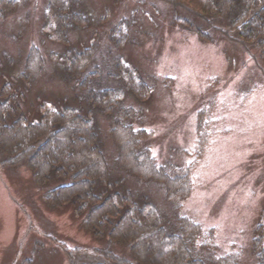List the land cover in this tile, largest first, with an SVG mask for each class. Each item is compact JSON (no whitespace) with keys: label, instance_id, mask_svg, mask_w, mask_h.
<instances>
[{"label":"rangeland","instance_id":"1","mask_svg":"<svg viewBox=\"0 0 264 264\" xmlns=\"http://www.w3.org/2000/svg\"><path fill=\"white\" fill-rule=\"evenodd\" d=\"M3 1L0 87L9 84L16 93L7 123L38 121L46 107L90 114L112 179L122 180L116 191L131 192L136 200L146 196L175 227L177 212L163 185L140 182L117 169L112 118L86 97L90 89L123 87L110 77L120 58L148 89L144 100L125 90L121 101L139 112L135 127L148 132L144 144L157 165L174 174L187 172L192 181L178 215L198 225L209 241L206 253L215 252V259L258 264L253 242L264 228V48L243 41L227 27L225 17L215 20L218 29H205L181 2L172 6L160 0H72L88 20L67 32L65 45L46 18L48 0ZM120 21L126 26L122 32L116 28ZM68 48H92L90 70L98 67L100 73L86 89L63 73ZM31 53L40 56L42 73L26 83L21 73ZM201 129L207 134L203 151ZM66 182L51 180L40 187L25 164H0V264L102 260L92 251L105 247L107 239L85 228L73 204L53 208L47 203V193ZM112 250L121 253L124 248L116 244Z\"/></svg>","mask_w":264,"mask_h":264},{"label":"trees","instance_id":"2","mask_svg":"<svg viewBox=\"0 0 264 264\" xmlns=\"http://www.w3.org/2000/svg\"><path fill=\"white\" fill-rule=\"evenodd\" d=\"M160 1L172 6L176 1L181 2L189 12L201 18L205 29H218L215 20L225 17L227 27L243 37V41L255 42L264 48V0ZM4 3L0 0V5ZM46 16L53 24L57 40L65 45L67 32L88 20L72 0H48ZM179 18L176 19L180 21ZM202 27L193 29L205 37ZM116 28L122 32L126 26L120 21ZM114 36L112 31L111 41L116 42ZM91 49L68 48L65 55L67 65L63 73L83 89L100 73L98 67L90 70L93 66ZM35 55L31 53L27 57L21 73L26 83H33L42 73L41 58ZM110 77L119 79L123 87L90 89L86 97L92 106L112 118L110 136L116 148L115 166L140 182L155 181L163 185L166 200L174 213L177 212L175 227H171L170 220L146 196L136 200L131 192L116 191L122 180L112 179L90 114L82 115L72 107H46L38 121L16 119L7 123L6 115L16 94L9 84L0 87V164L4 167L25 164L40 187L51 180L67 181L47 193V203L53 208L73 204L83 215L85 228L96 237L107 239L105 247L92 251L102 259L96 264H233L234 260L229 257L215 259V252L206 253L211 248L198 225L178 215L180 203L192 187L188 173L174 174L156 164L144 144L148 132L135 127L139 112L121 104L125 90L138 100H144L147 86L120 58L116 61V72ZM206 138L205 130L201 129V150H204ZM258 231L253 247L258 264H264V228ZM116 244L124 251L114 252L112 247Z\"/></svg>","mask_w":264,"mask_h":264}]
</instances>
